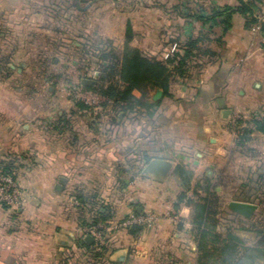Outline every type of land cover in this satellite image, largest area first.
I'll use <instances>...</instances> for the list:
<instances>
[{"label":"crops","instance_id":"obj_1","mask_svg":"<svg viewBox=\"0 0 264 264\" xmlns=\"http://www.w3.org/2000/svg\"><path fill=\"white\" fill-rule=\"evenodd\" d=\"M238 3L0 0V162L12 161L27 197L16 216L0 203V264H90L81 229L96 224L104 227L109 257L118 264H198L192 207L174 208L183 190L174 175L179 163L194 172L189 197L198 198L194 188L207 176L218 193L231 195L221 202L218 231L232 226L244 240L241 264H264L260 235L251 228L264 205L250 219L228 207L237 194L258 192L264 176V132L254 131L240 147L230 126L237 114L264 118V3L256 14L260 29L248 27L240 13L227 31L221 16L205 20L212 7ZM129 27L128 44L147 56L167 60L191 36H204L201 53L186 77L175 76L170 96L152 116L145 109L116 116L111 105L82 108L68 95L65 77L74 64V82L86 78L83 37L109 39L120 52ZM53 117L68 119L67 128L57 130L64 121L46 128ZM152 158L174 163L165 179L142 174ZM104 202L108 217L99 219ZM131 215L147 220L121 226ZM88 243L95 244L94 237Z\"/></svg>","mask_w":264,"mask_h":264},{"label":"trees","instance_id":"obj_2","mask_svg":"<svg viewBox=\"0 0 264 264\" xmlns=\"http://www.w3.org/2000/svg\"><path fill=\"white\" fill-rule=\"evenodd\" d=\"M264 0H239L235 6L225 5L212 7V16L205 20H216L221 16V24L225 31L232 26V17L235 13H240L246 17L248 27H252L258 22L257 11ZM202 18V17H201ZM82 47V77L90 78L94 70H99L97 83L86 85V87L99 91L107 98L101 105L112 106L116 116L123 112L140 113L145 109L148 115L152 116L161 104L162 98L156 101L151 100V92L155 89H162L164 96H170V84L175 76L185 77L188 73L189 65L198 53H201L198 43L203 37H189L183 51L177 53L167 60L157 59L145 55L140 49L131 47L128 42L132 38L130 27L127 30V40L123 51L115 50L109 39L83 37ZM176 60V63H175ZM141 92V96H136L134 91ZM82 108L90 109L86 104L78 102ZM127 114V115H126ZM60 121L69 123L68 119L60 117ZM244 126V135L237 142L238 146H245L254 131L264 132V118L251 115L248 118H241L238 121ZM231 126V124H230ZM232 128V126H231ZM0 165L5 172H12L14 168L12 161H1ZM175 178L183 186L174 203V208L179 211L183 204L192 207V222L194 224V236L197 243V263L198 264H241V249L244 247V240L229 226L226 233L218 231L221 223L220 200L216 190L217 183H213L210 177H205L194 188V194L198 198L189 197L188 191L191 189V180L194 175L193 170L186 164L179 163L174 172ZM260 187L258 192L251 194L241 192L236 195V199L254 202L264 205V176L259 178ZM198 189H202L204 195L199 194ZM79 197V196H78ZM83 202L87 200L79 197ZM102 208L104 209L102 211ZM107 204L102 203L97 209L99 219H106ZM98 220V217L97 219ZM184 220V218H180ZM181 222V225H182ZM140 228V227H136ZM237 228H246L238 225ZM260 235L259 245L262 246V257L264 258V227L261 219L251 224ZM81 245L88 249L90 264H118L113 261L107 253L109 249L105 246L97 248L94 244H89L86 236L80 238ZM260 250V249H259ZM258 250V256L260 251ZM107 253V254H106ZM72 255V252H71ZM66 257L65 261L69 260Z\"/></svg>","mask_w":264,"mask_h":264},{"label":"built area","instance_id":"obj_3","mask_svg":"<svg viewBox=\"0 0 264 264\" xmlns=\"http://www.w3.org/2000/svg\"><path fill=\"white\" fill-rule=\"evenodd\" d=\"M260 28L261 24L259 23V25H257V29ZM98 75L99 71L94 70L90 78L97 80ZM83 80L80 82L69 83L67 85L68 95L76 102L86 104L90 109L99 107L102 102L107 100V98L99 91L86 87ZM241 118H243L242 115L237 114L232 116L230 119L235 142H239L244 135V126L238 122ZM58 123H60L59 117H53L44 121L46 128H54ZM64 128H67L66 122L60 124V127L57 128V130H62ZM0 200L4 205L14 209H20L25 200L24 191L15 175V172L8 173L2 168H0ZM76 203L80 205L78 201H76ZM146 220L147 219L144 216L131 215L121 222V226L128 228L135 225H141L145 223ZM103 228L104 227L101 224L88 225L82 228L81 231L84 232V236L91 235L94 237L95 246H105L109 248L110 245L106 241V235Z\"/></svg>","mask_w":264,"mask_h":264},{"label":"water","instance_id":"obj_4","mask_svg":"<svg viewBox=\"0 0 264 264\" xmlns=\"http://www.w3.org/2000/svg\"><path fill=\"white\" fill-rule=\"evenodd\" d=\"M89 5L83 7V9H87ZM85 85L96 84L97 80L91 78H85L83 80ZM164 91L162 89H156L153 100H159L163 97ZM232 114L231 109H226L223 113L225 118H229ZM174 163L171 160L165 158H152L149 161H146L145 166L143 167L142 174L153 176L157 179H165L173 170ZM62 181V179H61ZM58 190H61V185L58 184L56 187ZM228 207L233 212L250 219L254 216L257 211L259 205L254 202L232 199L228 203ZM86 240L89 242L93 240V236H86Z\"/></svg>","mask_w":264,"mask_h":264},{"label":"rangeland","instance_id":"obj_5","mask_svg":"<svg viewBox=\"0 0 264 264\" xmlns=\"http://www.w3.org/2000/svg\"><path fill=\"white\" fill-rule=\"evenodd\" d=\"M257 25H259V23H256V24H254L253 25V27H255V26H257ZM117 50V49H116ZM118 52H119V50H118ZM174 55H176V53L174 52L173 53ZM84 55V54H83ZM193 62H191V64L189 65V69H188V71L190 70V68H192L193 67ZM11 70L12 69H10L9 67H8V72L10 71L11 72ZM61 70H63V67H61ZM75 73H76V65H69L68 64V66H67V68H66V82L68 81V84L69 83H75L74 81H76L75 80ZM99 76V75H98ZM186 77V76H185ZM83 79L80 77V79L77 81V82H80V81H82ZM66 82L65 81H63V82H60L59 84L61 85V86H63V85H65L66 84ZM24 84H22V87H24L23 86ZM20 86V85H19ZM243 117V116H242ZM261 118H263L262 116H261ZM235 142V141H234ZM237 142H235V144H236ZM237 145V144H236ZM238 146V145H237ZM240 147H242V146H240ZM0 168H2L1 167V165H0ZM15 169L13 168L12 169V172H15L14 171ZM16 177L18 178V176L16 175ZM19 179V178H18ZM19 181V180H18ZM21 185V184H20ZM22 187V186H21ZM22 189H23V187H22ZM24 191V190H23ZM218 192V191H217ZM218 195H219V200H220V206H221V202L223 203V202H225V201H227V199L228 198H230V196L231 195H228V193H218ZM24 198H25V200H24V203H23V206L22 207H24V205L26 204V202H27V197H26V195H25V193H24ZM0 203L1 204H3V202L0 200ZM4 205V204H3ZM7 209H8V211H9V213L11 214V215H13V216H16L18 213H19V209H14V208H11V207H8V206H6V205H4ZM263 206V205H262ZM21 207V208H22ZM20 208V209H21ZM126 219V218H125ZM259 219H261V223H262V226L264 227V207H263V209H262V211H261V213H260V215H259ZM84 228V227H83ZM81 234H82V236H84V232H82L81 231ZM108 240V239H107ZM106 240V241H107ZM97 248H101V246H96ZM109 249V248H108ZM108 253V252H107ZM106 253V254H107Z\"/></svg>","mask_w":264,"mask_h":264}]
</instances>
